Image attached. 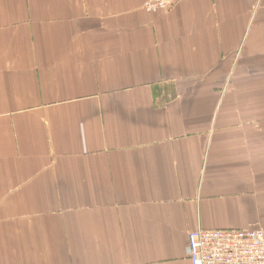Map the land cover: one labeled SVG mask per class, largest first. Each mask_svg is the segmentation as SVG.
I'll return each instance as SVG.
<instances>
[{
    "label": "crops",
    "instance_id": "crops-1",
    "mask_svg": "<svg viewBox=\"0 0 264 264\" xmlns=\"http://www.w3.org/2000/svg\"><path fill=\"white\" fill-rule=\"evenodd\" d=\"M0 0V264H192L264 231V0Z\"/></svg>",
    "mask_w": 264,
    "mask_h": 264
},
{
    "label": "built area",
    "instance_id": "built-area-1",
    "mask_svg": "<svg viewBox=\"0 0 264 264\" xmlns=\"http://www.w3.org/2000/svg\"><path fill=\"white\" fill-rule=\"evenodd\" d=\"M181 0H147L153 13L170 11ZM192 264H264L262 229H196L189 233Z\"/></svg>",
    "mask_w": 264,
    "mask_h": 264
}]
</instances>
